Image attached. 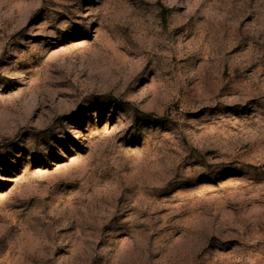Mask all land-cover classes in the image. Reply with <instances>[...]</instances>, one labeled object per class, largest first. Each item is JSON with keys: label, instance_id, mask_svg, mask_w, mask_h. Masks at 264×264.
I'll return each mask as SVG.
<instances>
[{"label": "rangeland", "instance_id": "rangeland-1", "mask_svg": "<svg viewBox=\"0 0 264 264\" xmlns=\"http://www.w3.org/2000/svg\"><path fill=\"white\" fill-rule=\"evenodd\" d=\"M0 264H264V0H0Z\"/></svg>", "mask_w": 264, "mask_h": 264}]
</instances>
